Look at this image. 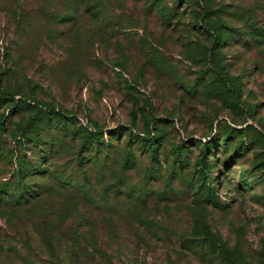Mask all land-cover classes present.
Here are the masks:
<instances>
[{
    "label": "rangeland",
    "instance_id": "rangeland-1",
    "mask_svg": "<svg viewBox=\"0 0 264 264\" xmlns=\"http://www.w3.org/2000/svg\"><path fill=\"white\" fill-rule=\"evenodd\" d=\"M0 96V264H264V0H0Z\"/></svg>",
    "mask_w": 264,
    "mask_h": 264
},
{
    "label": "trees",
    "instance_id": "trees-1",
    "mask_svg": "<svg viewBox=\"0 0 264 264\" xmlns=\"http://www.w3.org/2000/svg\"><path fill=\"white\" fill-rule=\"evenodd\" d=\"M4 95H7V94H4ZM5 99H7V98H5L4 96H0V101L5 100ZM103 137L104 136H103V134H102V132L100 130L87 132V134L83 137V147H87L88 149H94V150H96V152H100L101 153L104 150H106V148L110 144V142H107L105 140V138H103ZM199 165L202 168L203 174H206L205 163L201 161L199 163ZM26 175H27L26 173L24 174L22 171H20V176H22V178H25ZM29 195L30 194L27 191H25V193H22V195H20V197L15 198L16 199L15 200L16 206L19 207V205L27 204L28 201H29L28 200L29 199ZM55 235L56 234L52 233V235L48 239V241L52 245H54V241L56 240V236Z\"/></svg>",
    "mask_w": 264,
    "mask_h": 264
}]
</instances>
